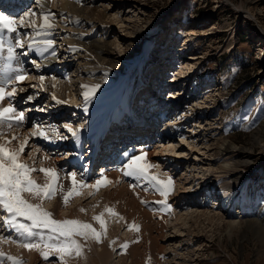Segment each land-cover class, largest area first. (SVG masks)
Wrapping results in <instances>:
<instances>
[{
	"label": "rangeland",
	"instance_id": "obj_1",
	"mask_svg": "<svg viewBox=\"0 0 264 264\" xmlns=\"http://www.w3.org/2000/svg\"><path fill=\"white\" fill-rule=\"evenodd\" d=\"M54 2H57L55 4L57 10L53 11L55 15L54 18L57 24H60L61 26L65 25L68 22L66 24L68 25L71 18L67 16L65 17L62 14L61 16H59L58 13L60 6L64 4L65 0H54ZM88 2L87 8H91L92 6L98 7V9L108 7L107 12H105V18H103V22L105 23L102 24L104 26V28L102 27V30L100 29L101 26L99 23L96 24L95 21L92 22V18L85 20L88 23L92 22L90 25L94 27L95 31L98 33V35L96 36L97 39H100V37H102V35L106 33V40L112 43L111 51L114 53V55H112L113 62L111 61V63L109 64V67L112 70L109 80H111L110 82H112L110 84L114 85L113 87H117V89L120 88L118 89V96L123 91V94L120 96L121 104L113 107L115 111L117 110L116 112L119 113L120 116L128 113V95L129 93L131 94L133 87L137 83L140 84L141 88L139 87L138 91H135L136 95L140 92H143L142 90L146 84L139 82L140 77L142 80L144 71H146L147 67L149 68L151 64L155 63L153 61V58L156 55H160L159 53L161 52V50L165 49V47L162 48L164 45L162 46L160 42H162L163 40V42L166 43L165 45L175 46L170 53H172V55H174L177 60H174L176 62L173 63V66L171 64V61L169 60L170 65H166L163 70L162 77L160 78L161 80H164V82H166L165 84H170L172 81V84H170L172 85L171 87H168L169 85H166L167 87L163 89L161 88L162 91L166 94V101L162 102L161 105L164 108L163 110H165L168 114V117L163 119L164 121L168 118H175L174 121L172 120L170 124L166 126L168 127L167 130L169 129L168 132L173 133V136L171 141L166 140L164 141L165 143L159 142L162 145L153 144V141H150L148 149H152L156 145L158 147V150H161L162 148V151H164H161V153L168 154V156L166 155L167 157H160L159 155L155 157L157 167H154L150 170V172H152V175L157 174L159 175L158 177L161 178L162 175H164L165 171H171L172 168H174V166L176 165V171H171L172 174L170 175L172 176V179L174 181H179V173H183V170H185V173L190 174L188 178L190 182L191 180H193L192 178H196V181H192L190 185H185V183H183L185 185L184 187H186V192H188V195L186 196L183 193H180L182 195L179 202L183 201L182 204H184V208L188 207L187 204H189L190 206L194 204L197 209V212L195 214L198 215V211H204L203 213L208 212L207 218L217 215V213H222L227 216L226 210L219 208L220 205L217 204L215 200L212 201L211 199L218 198L220 194L222 197L226 198L227 196H229V194L238 189L239 186H243L240 191V197L239 195H232V197L229 196L233 199L232 203L234 207L232 209V212L237 214L236 219H239L241 223L239 229L235 230L230 238L227 237L225 226L219 224L217 217H214V220H212L210 223L207 222L205 216H198V218H196V216H194L193 218L186 216V220L184 219L183 221L181 219L178 223L175 224L173 228L176 230V228L182 227L183 229L181 228V230L188 231L186 232L187 237L173 240L171 243L174 244V249H170L165 252L164 256H160L158 262H156L154 260L155 258H153L156 252L147 251L146 255L148 254V256L146 261L148 262V264H264V232L249 231L245 226L246 222L249 221V218L255 217L257 225L264 228V0H89ZM11 4L14 5L15 3ZM37 6L38 4L36 3H30L24 9V11L19 13V16H22L21 18H23L24 14H26L27 12V14L35 13L34 16L36 17V19H39V15L38 13H36L38 10ZM82 6L84 5L82 4ZM39 20V22L41 23V19ZM152 26H155V29H152ZM27 27L29 30L27 29ZM20 28H22L21 40L24 44H28L30 39L33 37L32 33L34 34L33 39H35V33L34 30H32L33 28H30L27 25ZM190 28L192 29L194 34L189 37H184L183 35H185V31L187 29L189 30ZM56 29L58 28L56 27ZM72 31L73 29H70V33H72ZM33 39H31V41H33ZM51 40H54L53 48H55V53L57 54H52L51 60L48 59L47 55V58L43 61V63H46L47 65H49V67L58 63V67H56L61 70V73L55 74V72H51V77H48L46 79L48 80V85H51L52 82L54 84H57V80L59 79L60 82L62 80V82L68 80V82L71 83L74 87L72 96L74 95L75 98L67 97L65 102L69 111L66 115V118H62L60 119L61 121L52 125V123H50L49 121L56 116V112H52V110H54L53 108L56 107L57 111L64 112V108L66 107L61 108V106H65V103H61L60 105L58 104L59 106L55 105L57 103H55L56 101L54 99L58 97L56 95L59 94V91H55V87L53 86L51 88L52 91H54L52 94L48 86L47 89L51 95L43 97L42 99L39 111H45L46 113L44 117L38 119V123H40L41 125L39 127L36 126L37 132H35V134L43 131L50 141H53V137L57 135V133H55L54 131H60V133H58V137L60 136V139H64V136H66L67 134L68 136H70L69 133L71 131L72 133L77 132L78 138L80 137V135H83V133H85V135H89L91 134V130L95 129L97 121L95 122V124V119L92 120V118L87 114L86 110L88 109L90 111L95 106H97L98 98L100 94L105 90H102L100 93L95 89L97 94H89L90 98L85 101V91L81 89L82 76H79V74L82 73V69L84 68L86 63V66L88 67L91 65L94 66L95 60L93 59L94 61H91L90 57H87V60L81 58L83 60H80V63L77 65V54L74 55V58L76 57L74 59L73 56H71L73 54H69L67 52H70V49L78 51L80 47L75 45H68L67 47V45H63V41H61L60 38L56 36L52 37ZM35 50L36 49H34L33 51ZM168 53V51L164 52L163 58L169 59L170 56H168ZM41 55V52H35L29 56L28 60L32 65L38 66L39 62L37 61V56L40 60ZM190 57L191 59H187ZM32 65H29V70H31L29 75L30 81L36 78V75L33 73V70H35L36 68H34V66ZM180 68H183L182 70L184 71V73L181 74L182 76L175 75V73L173 72L181 71ZM154 75L155 77L152 78L153 80H151V82H154L155 78L157 77V74ZM27 80L28 78L25 81ZM102 80L103 79L98 81L99 84L105 82L104 80ZM23 83L25 84L24 80L21 84ZM141 84L143 85L141 86ZM153 84H156V82H154ZM33 85H35L34 82L30 83L28 86ZM20 86L21 88L23 87V85ZM35 90L36 89H34V91ZM178 91L180 92V94L178 95V98L174 100V102H176V105L173 106L171 101L176 97V95L173 94H177L175 92ZM27 95L26 96L30 98H34L35 96H37L35 93H28ZM54 96V101H50V98L48 97ZM151 98V93H148V98L146 100L147 104L149 103V101H151ZM93 100L95 102H92ZM101 100L108 101L109 99L104 98ZM137 100H134L135 105ZM27 102H30L29 104L31 105V110L37 104L31 99L27 100ZM153 104L154 103H151V105ZM110 105L111 104H109V107L105 108V111L103 109L98 112L101 109L99 108L98 111L96 110V114L98 113V115H102L101 113L106 112L107 108L108 111H111L112 113V111L114 110L112 108L110 109ZM165 105H171L169 106V109L172 110L171 107H173V111L171 112L169 109H167L168 107L165 109ZM146 108L147 107L145 106V109ZM189 108L191 111L189 110ZM152 110H155L154 107L152 108ZM186 110H189L190 115H193L189 116L191 117V119L193 118L192 120H195L194 124H197L195 126H200L199 128L196 127L197 129H195L193 126L196 133L193 134L194 137L188 139L186 138L188 136V133H186L185 136L180 133L179 130L183 129L184 125L186 127H189V125L191 126V124H188L189 122L187 123L189 116L186 114ZM155 111H159L158 107ZM108 113L109 112H107V114ZM107 114L106 116H108ZM63 115L65 116V113H62L61 116L63 117ZM73 115L77 116L76 119L74 118V120H77L76 122H73ZM103 115H105V113ZM67 118H70L71 120H68ZM33 120L34 118L31 119V124L25 130H20L19 128L20 131H18L17 133L13 132L12 134L18 135L19 132L28 133V130L33 126ZM157 124L159 125L161 124V122L159 123L158 121ZM179 126H181V128H177ZM67 129H71V131H68ZM172 129H174L175 131L173 132ZM156 130L157 134L158 132H160V135L163 131V128L160 127ZM176 134L180 135L176 137ZM29 135L33 138L34 133L33 135H31V133H28V136ZM152 135L153 137L151 138V140L157 138L156 134ZM36 136L38 138H42L39 134H37ZM190 136H192V133ZM77 137H74V141L78 140ZM136 137V134L130 135V138ZM181 138H183V142L188 141L189 144H191L190 142L193 140L196 143L197 149H200L202 147L205 148V146L207 145L209 146V150L213 149V151H208L207 148H202L199 150V152L205 153L206 155H198V157L195 156L198 154L197 151L194 153L191 151L185 157V160H182L181 162H175L176 160L170 162L167 158L171 159L169 156H173L172 153L174 152H172V150H174L175 152L176 150L188 151L186 147L188 142L186 144H183ZM162 139L163 137L160 139V141H163ZM220 140L225 141V143L230 146H234V150L237 151H228L225 155L216 156L214 154L216 149L215 147L221 144ZM76 144L71 147L67 143V145L64 146V149L62 150H60V147H63L60 145L57 150L53 149V153H51L52 155H50L55 157L59 156L60 158H62L61 164L63 166L61 168H63L64 171L62 172L63 175H60L61 177H59L57 180L58 193L63 192L67 188V186H70L69 190L71 189L72 184L68 181L65 182V179L71 177L72 174H75L77 182H80L79 180H81L85 184H92L102 176L99 175L98 171L96 170L90 171L88 174V178L90 181L86 183L85 180L87 178V175L83 172V170L74 169L72 166L66 164L65 159L67 157H73V148L76 147ZM163 145H165V150L163 149ZM42 147H46V144H44ZM48 150L49 149H47V151ZM27 151V148H25V153L21 156L22 158L20 159V161L23 163H28L29 151ZM67 153L71 155L65 156ZM246 153L250 154V158L246 157ZM47 154L49 155V153ZM193 157H197L198 159H200V161L194 162ZM205 158L207 159L206 161ZM244 159H247V162L249 161V163H246L244 165L240 164L238 170L236 171H238V173H242L236 180L231 181L232 178L236 176L234 174L231 175L230 171L226 172L225 174L223 171H220L221 169H219L220 166L225 167L226 164L232 165L233 168L232 163H234L235 160L238 161ZM99 160L101 161V158L97 157L96 161ZM189 160H192V162ZM35 161L38 163L39 158ZM36 162L33 164L29 163V166L37 169L38 167L41 168L43 166L42 163V166H39V163L37 164ZM167 163L172 164L169 167V164L165 165ZM194 163H197V165ZM161 164L165 165L163 170L160 167ZM122 165L124 164H121L120 167H122ZM200 168H203L205 172L201 171ZM214 169H217V171H214ZM118 170L120 171L122 169ZM212 171L215 173H212ZM207 174H210L211 177H208ZM34 176H36L37 178L39 175L35 174ZM204 176H206L205 178L208 179L206 181H209L205 185L202 184V182L205 181ZM127 177L129 181L134 179V176ZM113 185L114 184H108L105 187H100L98 191L94 189H90L92 190L90 191L87 190L86 187H84V190H86L82 193L86 194V191H88L86 196L84 198H82L83 196L80 195L75 196V198H73L67 206L64 205L63 197L69 191H65V194L60 196H57L55 192L53 198L45 199L42 202L41 206L46 211L53 210L52 216L55 217L57 221H63L65 219H68L67 216L71 215V210L77 207L81 208V206L85 207L90 205L91 208L86 209V211L84 212H80L79 216L80 219L82 218L81 220L83 223H87L85 222L87 218H92L91 221H93L94 216L100 215L102 211L105 210V205L101 207V204H99L102 202V195L99 194H102V191L107 190L106 187L111 188L113 187ZM187 186H189V188ZM200 189H204L206 193H204L202 196H197L196 198L193 197L194 194L192 193H194L195 191L198 192ZM183 190L185 191V188H183L180 192H184ZM78 191L80 192V190ZM189 191L191 193H189ZM89 192L92 193V195H89ZM173 192L174 191L170 193V196L173 195ZM195 195H197V193H195ZM98 199H101V202H99ZM185 199L189 200L191 203H188V201H186ZM243 199H250V202L255 200L256 204L250 206L251 204L249 202L248 206L244 208L243 206L247 204L244 203ZM167 200V203L169 205H174L177 201L174 198L172 199V197H168ZM177 206L178 205H176L175 207ZM101 208L104 209L101 211ZM169 208L170 211H168ZM169 208L167 207L168 210L164 211L166 212L164 213V215L165 217L167 216L168 218H171V214L174 211V208L172 206H169ZM254 209L256 210V212L249 215V211ZM148 210L150 211L152 209L148 207ZM201 214L202 213H199V215ZM102 219L106 222L107 229L106 234L103 237V241L109 243L108 249H110L109 252H111V256H113L110 258L109 264H113L114 262L115 264H128L130 260L128 261L125 258L121 259L123 256H121L122 249L120 248L123 245L124 241L126 242L131 239V236L133 239L135 229L127 227V225L123 224L120 217H118L117 215L111 217L110 214L106 215L104 213ZM71 220L75 219L73 218ZM119 222L120 224H118ZM173 222L174 221L169 224L170 227L174 225L175 222ZM173 228L169 229L170 233H173L175 231ZM14 232V230L12 231V229L4 225V222L2 220V223H0V252H3L4 254L7 253L5 256H13L11 253L8 254L11 249L9 246H11V243L21 238H18ZM124 234L130 235L128 237V240L124 239ZM119 240H123V242L121 243ZM20 241H22V238L20 239ZM161 244L163 245V243ZM167 244L168 243L164 245ZM138 246L141 247L142 245L139 244ZM7 248L8 252H6ZM21 249L22 246L21 248H18V250ZM153 252H155L153 254L154 256L150 255V253ZM125 256L127 257V254H125ZM15 258L19 259L20 257L18 256ZM40 259L44 260L42 257ZM19 260H21L24 264H27V260L25 262L24 257H21ZM86 260L87 259H85V261ZM116 261L122 262L117 263ZM57 262V256L52 255L49 260H45L44 262L40 263L57 264ZM3 263L10 264L7 259H4Z\"/></svg>",
	"mask_w": 264,
	"mask_h": 264
},
{
	"label": "bare ground",
	"instance_id": "obj_2",
	"mask_svg": "<svg viewBox=\"0 0 264 264\" xmlns=\"http://www.w3.org/2000/svg\"><path fill=\"white\" fill-rule=\"evenodd\" d=\"M2 1L3 0H0V4L1 5H2V3H1ZM35 1H36L35 3L38 4V6H37L38 10L36 9L37 10L36 13H38V15H39L38 18L41 19V16L42 15L49 14L50 15V22L53 25L52 28L46 30L47 32L50 33V35L42 36V37H36L35 36V40H40V39L51 40L52 37H55L56 36V37L60 38V40L63 41V45H67V47H68V45H75V46L80 47V49L78 51H76V50L74 51L73 49L72 50L70 49L69 50L70 52H67L69 54L72 53L73 55H71V56H73V58H74V55L77 54V58H78L77 59V65L80 63V60H83V59L85 60L87 57H90L91 58V61H94L95 60V65L94 66L91 65V66L88 67V66H86L87 65V63H86L85 66H84V68L82 67L83 68L82 69V73L83 72L84 73L83 74L80 73L79 76H82L81 77L82 78L81 79V83H82V86H81L82 88L81 89H83L85 91V93L88 92L89 94H91V93H96L97 94L96 91H98V92L101 93L102 90H105V91H103L100 94V96L98 98V104H97V106H95L90 111L88 109L86 110L87 111V114L92 118V120L95 119L94 123L97 121V125H96L95 129H92L91 130V134H89L90 137L87 140L88 143H89V146L90 145H93V149H96L95 148V142L102 137V134L105 132V130L107 129V127L110 124L109 123L110 122L109 117L112 116V115H114V114L120 115L119 113L116 112L117 110L115 111L113 109V107L116 106V105H118V104H121L120 103L121 102L120 96L123 94V91H122V93L118 96V94H119L118 89H120V88L117 89V87H113L114 85H111L110 83H112V82H110L111 80H109L110 74L112 73V70L109 67V64L113 60L112 59V55H114V53L111 51V44L112 43L106 40L107 39V34L106 33H104L103 35L101 34L102 37H100V39L99 38L97 39L96 36L98 35V33L95 31V28L90 25L93 21H95L96 24H98V23L100 24V26H101L100 29L102 30V27L104 28V26L102 24L105 23V22H103V18H105V12H107L108 7H106V8H103L102 7L103 9H101V8L98 9V7H94V6H92L91 8H87V4L89 3L88 2L89 0H65L64 4L62 6L59 5L60 6V9H59L60 11L58 10V13H59V16H61V14H62L65 17L66 16L67 17H70L71 20H69L70 23L68 25H66L68 23L67 22L65 25H61L60 26V24H57V22H56V20L54 18L55 15L53 13V11L57 10L56 9V5H55L57 2H54V0H35ZM102 1H104V0H102ZM113 1H116V0H113ZM8 3H10L11 6L13 5V4H11V0H8ZM14 3H16L17 6L23 7L26 2H25V0H21L20 2H18V0H16V2H14ZM82 4L84 6H82ZM11 10L14 11V8L11 9ZM1 11H3V10H1ZM36 16H37V14H36ZM90 18H92V22L91 21H90L91 23L86 22L85 19H90ZM23 19L25 20V25H28L31 20H35L36 21V27L37 28L39 27V24H40L39 21L40 20L39 19H36L35 16H31V15L26 16L24 14ZM20 20H21V18H20ZM64 21H66V20H64ZM106 25H107V23H106ZM56 27L58 29H56ZM30 28H32V27H30ZM153 28L155 29V26H152V29ZM27 29H28V27H27ZM70 29H73L72 33H70ZM193 34H194V32L190 28L189 30L187 29L185 31V35H183V36L184 37H189V36H191ZM13 36H15V34H13ZM32 36L33 37L31 39L34 38V34L33 33H32ZM32 42L33 41H31L30 43H32ZM160 43H161L162 46L164 45L162 48L165 47V49L161 50V52L159 53L160 55H156L154 58L152 57L153 58V61L155 63L154 64H151L149 66V68L147 67L146 71H144V76H143L142 80H141V77H140V81H139V82H142V83L146 84L143 89H145V87H146L147 90H148V93H151L152 94V96H153V98H151L152 101H149L148 104L146 103V100L148 98V95L147 94H145V96L147 98L145 97L146 99L141 100V97L143 96L144 92H141V95H139V94L136 95L135 91L136 90L138 91V89L140 87V84L139 83H137L133 87V90L131 91V94L129 93V95H128L129 98L127 99L128 100L127 105L129 106V108H128V112H129L128 113V116L129 117H128L127 121H129L131 123V126H130L131 129H130V131L127 132V131H124V128L123 127L121 128V127L112 126L109 130H107L108 131V134H106V136H110V135H112V136H110L108 139H105L104 140L105 142H103V145H102V147H100V149H102L104 151H107V150H110L111 151L112 150V154L109 153V152H106V154H108V155H105L102 160L104 161L105 159H108V160L105 161L107 167L106 168H103V169H100L101 167L100 168L97 167V168H99V170L106 171L108 169H112L113 168L112 164H110L109 162L111 161L113 155L116 152L118 153L119 151L126 150V147H125L124 144H128V142H130L133 139V138H130V135L129 134L140 135V138L141 139L142 138H145L144 141H149V139H151L153 137L152 134H156L157 135V132H156L157 130H156V128H153V124L154 123H157L158 121H159V123L161 122V124H159V125H160V127L163 128V131H162L163 133L161 132V134H160L161 138L163 137V139H162L163 141H158L157 144H161L159 142H164L166 140L171 141V139H172L173 133H169L168 132L169 129L167 130L168 127H166V126L168 124H170V122L172 120L174 121L175 118H173V119L172 118H168L165 121L163 120L164 118L168 117L167 116L168 115L167 112L165 110H163L164 108L161 105L162 102L166 101V98H165V95L166 94L164 93V94H161V95L155 97V94L152 92V90H150L151 89V87H150L151 84H152V86L154 85L157 90H159V87H160V92H162V89L165 88V87H167L168 85H169L168 87H171L172 86V85H170V84H172V81H171V83L169 82L170 84H168V83L165 84L166 82H164V80H161L160 78L162 77V73H163V70L166 67V65L169 64L170 61H171V64L173 66V63L176 62L174 60H177V58L174 55H172V53H170L171 50L174 49L175 46H173V45H165L166 43L163 42V40ZM33 50L32 51H29V53L31 54L33 52ZM39 50L40 51H44V46L43 45H39ZM46 51L49 52L48 53V59H50V60H51V55L53 54V52H54L53 55L57 54V53H55V48H53V46H52V48L47 49ZM79 51H82V52H79ZM166 51L169 52L168 53V56H170L169 59L163 58V53L166 52ZM81 53H83L84 55L81 54ZM23 56H24V54H22L21 57H23ZM40 58L41 59L39 60V58L37 57V61L39 62V64H38V67H36V69L33 70V73L36 75V78L34 80H31V81H28V82L25 81L26 79H24L25 84L24 83L21 84L22 82H19L18 84L14 85L17 88V92H16L15 96L13 98H11L10 101L6 99L5 101L0 102V108H4V107H9V104H11V106H12V104L14 103V101L16 99H18V98L21 99L22 98V103L23 102L26 103V104L25 103H23V104L21 103V105H20V107H24V108L26 107L25 108V114H24L25 120H27L29 116L31 118L32 117L34 118V120L32 121L33 126L31 127V129L28 130V133L29 134L31 133V135H33V133L37 132L36 126L39 127L41 125L40 123H38V119L44 117V115L46 113L45 111L40 112L39 111V107H40V104L42 102L43 97H47V96H50L51 95L49 93L48 89H47L48 86H49V90H50V92L52 94L54 92L51 89L53 86L55 87L54 88L55 91H59V94L56 95V96H58L57 98H55V96L54 97H48V98H50V101L53 100V98H55L54 99L56 101L55 103H57L55 105H58V104L60 105L61 103L62 104L65 103V106L63 105V106H61V108L66 107V108H64V112L63 111H57L56 110L57 109L56 107L53 108L54 110H52V112H56L55 113L56 116H55V118H53L54 120L51 119L49 121L50 123H52V125H54V124L58 123L59 121H61L60 119L66 118V115L68 114V111L69 110H68V107L66 105L65 100L67 99V97L68 98H70V97L73 98L74 97V95L72 96V94L74 92L73 91L74 87H73V85L71 83L68 82V80H65V82H62L63 81L62 80L60 82V79H59V80H57V84H54L51 81L52 84L51 85H48V80H46V79L48 77H51L50 76L51 72H55V74L58 73V70L56 72V68H55L56 66L58 67V65H57L58 63L55 62L56 64H54L51 67H49L46 63H43V61L47 58V55H41ZM81 58H83V59H81ZM187 59H191V57L190 58H187ZM165 60L166 61L168 60V61L166 62ZM50 64H52V63H50ZM39 65H40V67H39ZM52 67H54V70L55 71L50 70ZM182 69L180 68L181 71L173 72V73H175V75H177V76H180L181 74L184 73V71ZM150 72H151V74H150ZM64 73H62V74H64ZM59 74H60V72H59ZM154 74H157V77L155 78V81H154V82H156V84H153L154 82H151V80H153L152 78L155 77ZM166 76H167V74H166ZM40 77H44V80L42 82L40 80ZM101 79H103L105 82L102 83V84H99L98 81H100ZM32 82H34L35 85L28 86ZM162 84L164 86H162ZM20 85H23V87L21 88ZM155 88H152V89H155ZM34 89H36V90L34 91ZM91 89H96V91L92 92ZM25 93H26V95L28 93H32V94L35 93L37 96H35L34 98H30V97H27L28 96L27 95L23 99ZM175 93H177V94H173V95H176V97L173 98V100L171 101V103H172L173 106L176 105V102H174V100L176 98H178V95L180 94V92L178 91V92H175ZM135 97H136V99H135ZM104 98H108L109 100L108 101L105 100L106 101V103H105L104 100H101V99H104ZM29 99H31L32 101L36 102L37 103L36 106H39V107H36V106L33 107L32 106L33 108L31 110L30 109L31 105L29 104L30 102H26ZM134 100H137L136 105L134 104ZM154 100H156V101L153 102ZM57 101H60V102H57ZM92 102H95V101L93 100ZM151 103H154V104L151 105ZM109 104H111L110 105V109L112 108L114 110V111H112V113H111V111H108V108H107V112H109L108 114H107V112H102L101 113L102 115H98V113L96 114V110L98 111L99 108H101L98 112H100L103 109L105 111V108L106 107H109ZM139 104H140V106H139ZM87 105H88V103H87ZM156 105H157V107L159 109L158 112L155 111L156 108H155V110H149L152 107H155ZM132 106H133V108H132ZM145 106L147 107L146 108L147 110L145 109ZM169 106H171V105H165V109L167 107H168L167 109H169ZM171 108H172V110H170V109L169 110L172 112L173 111V107H171ZM42 110H45V109H42ZM76 110H77V108H76ZM189 110H190V108H189ZM189 110L188 111L186 110L187 111L186 114L188 116L190 115V111H191V110L190 111ZM61 112L62 113H65V116L63 115V117H62L61 116L62 115ZM104 113H105V115H103ZM18 114H19V112H18ZM106 114L108 116H106ZM136 116H141V118L143 116H146V118L139 119ZM190 116H193V115H190ZM190 116H189V118L191 119ZM76 117H77L76 115H73V117H72L73 118V122L74 121L75 122L77 121V120H74V118L76 119ZM189 118H188L189 121L187 120V123L189 122L188 124H191V126L189 125V127H186L184 125V128L183 129H179L180 130V133H182L185 136H186V133H188V136L186 137L187 139L188 138H191V137H194L193 134L196 133L195 129H197V128L200 127L199 125L198 126H195L197 124H194V121L195 120H192L193 118L191 120ZM140 120H143L146 123L144 124V127H143L142 131H140L139 133H137L138 130H139V128H138L139 127L138 126L139 125V122L138 121H140ZM122 123L123 122H120L119 121L116 126H119ZM21 125H22V123L17 124V126H19V127ZM193 126H194L195 129L193 128ZM7 127L8 126L6 125L3 128H0V131H3L5 133V138L11 139L12 136H16L18 138L17 140L12 141V143L10 145H8V147L10 149L11 148L18 147L19 143L22 142L25 137L28 138V143H27V145H26L25 148H27V150L29 151V154H28L29 156H28V163H26V164H28V165H30L29 163L33 164V163L36 162L35 160H37L39 158V161H38L39 166L40 165L42 166V164H43L42 167H44V168H53V169H55L57 171V173H58V178L61 177L60 175H63L62 172L64 171V169L61 168L63 166L61 164L62 158H60L58 155L57 156L59 158L58 157H55V156H50V155H52L51 153H53V149H56L57 150L60 145L63 148H64V146L67 145V143H68V145L73 146L74 143H71L70 142V141H74L73 135L71 136L72 131L69 133L70 136H68V134H67L66 136H64V139H60L59 138L60 136L58 137V135H59L58 133H60V131H54L55 133H57V135H55V137H53L54 138L53 141L52 140L50 141L47 136H46L47 138H45V137L38 138L36 136L38 133L34 134L33 135V138L30 137V135L28 136V133H25V132H23V133L22 132L21 133L19 132L20 134L18 133V135L17 134H12L13 132L17 133L20 130L17 129V128L16 129L15 128H12V127L8 129ZM58 128H59V126H58ZM177 128H181V126H179ZM172 130H173V132L175 131L174 129H172ZM191 133H192V136H190ZM162 134H164V135H162ZM83 135L85 136V133H83ZM178 135H180V134H178ZM178 135L176 134V137ZM86 136H88V135H86ZM106 136H105V138H106ZM80 137L77 140L78 142L83 139V138H80ZM181 137H182V135H181ZM181 140H182V142L184 141L183 138H181ZM115 142H118L117 144H119L121 147L120 148L119 147L117 148L116 147L117 144H115ZM187 142L185 141V142H183V144L184 143L186 144ZM42 143L46 144V147H42L41 146ZM171 143H173V142H171ZM190 143L191 144H189V142H188V144L186 146L187 149H188V151H186V150L185 151L187 153L184 150L183 151L176 150V152L174 150H172V152H174V153H172L173 156H169L171 159H169V158H167V159L170 162L175 161V160H176L175 162H181L182 160H185V157L191 151L193 153L197 151L198 154L195 155V156H198V155L200 156V155H204L205 154V153L199 152V150L202 149V148L203 149H206L207 148L208 151H213V149L209 150V146H207V145H206L207 147L205 146V148L202 147L200 149H197L196 143L193 140ZM220 143H221L220 145H218L217 147H215L216 149H215V153L214 154L216 156L225 155V154H227L228 151H235V152L237 151V150H234L235 149L234 146L228 145L227 143H225V141H221L220 140ZM165 145H163V149L164 150H165ZM171 146H173V145H171ZM63 148L60 147V150L63 149ZM157 148L158 147L155 145L152 149H146V150L145 149H142V150H140V152L139 151L136 152V156L137 155H141L143 153H146L147 154V161L149 163L153 164V165H156L157 163L155 161L156 160L155 157L157 155H159L160 157L161 156H166V155L168 156V154L161 153L162 148H161V150H158ZM47 149H49V150L47 151ZM93 149L90 148V151L89 152H91V153L93 152V154L96 155V150H93ZM136 149H139V147L137 146ZM77 150L79 151L78 146H77ZM170 151H171V149H170ZM162 152H164V151H162ZM183 152H185V153H183ZM47 153H49V155ZM97 154H99V153H97ZM246 154L248 155V156L246 155V157L247 158H250V154L249 153H246ZM68 155L70 156L71 154H68L67 153L65 156H68ZM216 156H213V157H216ZM45 157H47V159H45ZM21 158L22 157H20V159ZM66 160L68 162L72 161L70 158H68ZM126 160H127V158L122 159V161H124V165H122V167L120 168L122 170H120V171L119 170H116V171H111L109 173H104L105 175L101 174L104 177H107V179L112 182V183H110V185H112V184H114V185L111 188L110 187H106L107 190H104V191L101 192L102 194H99V195H102V202H101V199L100 200L98 199V200H99V202H101V203H99V204H101L100 205L101 207H103V205H105V208L107 207V208L113 209L114 213L118 217H120V219L122 218L121 221L123 222V224L127 225V227H130V226H133V225L139 227V231H136V230L134 231L135 234L133 235V239H132V236H131V239L129 241H126V242L124 241L125 243L123 242V240H119L121 243L123 242V245L124 244H127L128 245V247L126 249H124L122 247L120 248V249H122L121 256H123L121 259L125 258L128 261L130 260L128 264H144V263L145 264H148V262L146 261L147 260V256H148V254L146 255V252L147 251H151V252L152 251H155L156 252V254H155L156 257L153 255L155 252L150 253V255L154 256L153 257V258H155L154 260L156 262H158L160 256H164L165 252H167L170 249L173 250L174 247H175L174 244L171 243L173 240L187 237V233L186 232H188V231L181 230L182 227L181 228L180 227L179 228H176L178 226L177 225L175 227L176 230L173 228L175 226V224L178 223L181 219L183 221H184V219L186 220L187 219L186 216H189V217H192V218L194 216H196V218H198V216L199 217L200 216H205V219L207 220V222H210V223H211L212 220H214V217H217V219L219 221V224L220 225L222 224V226H225V228H226V231L225 232H226L228 238L231 237V235L233 234V232L235 230L239 229V226L241 225V223H240L239 219H236L237 214L234 213V212H232V209L234 207V205L232 203L233 202V199L230 198L229 196L232 197V195H234V196L239 195V197H240V194H241L240 191H241V189L243 187L242 185L239 186L238 189H236L233 193L229 194V196H227L228 198L227 197L226 198L225 197H222L221 194H220V196L218 198L211 199L212 201L215 200V202L220 205L219 208L226 210L227 216H225L222 213H217V215H214V216H211V217H208L207 218V216H208L207 213L208 212L203 213L204 211L203 212L202 211H198L199 213H202V214L199 215V213H198V215H197V214H195L197 212L196 211L197 209H196V206L194 204H192L191 206L189 204H187L188 207L187 208L186 207L184 208V204H182L183 201L179 202L181 200L180 197L182 195L180 193H183L186 196L188 195L187 194L188 192H186V187H184V186L185 185H190V183H192V181L193 182L196 181L195 180L196 178L195 179L192 178L193 180H191V182H190V180H188L190 174L189 173H185V170L182 169L183 170L182 171L183 173H179V177H178L179 178L178 179L179 181L178 182L174 181L172 179V176H170L172 174L171 171L172 172L173 171H176V169H177V166L176 165H175L176 168L173 165L174 168H172L171 171H169V172L165 171L164 172V175H162V177L160 179L161 180L162 179L163 180H167L170 177L172 179V181H173V186H172L171 192L174 191L172 196H170V194H169L165 198V197L161 196L159 193H157L153 189L152 185L148 181H145L143 179H138L136 177H134V179H132V180L129 181L128 180V177L125 176V175H123V172L126 170L124 166L128 162V160L127 161ZM206 160L207 159L205 158V161ZM41 161H43L42 164H41ZM80 161H81V159H80ZM189 161L192 162V160H189ZM193 161L194 162H197V161H200V159H198L197 157H193ZM246 163H249V161L247 162V159L238 160V161L235 160L234 163H232L233 164V168H232V165L226 164L225 167L220 166L219 169H221L220 171H223L225 174L228 171L231 172V175L234 174L236 177L232 178L231 181H233V180H236L238 178V176L242 173V172H239L238 173V171H236V170H238L240 164L241 165H244ZM171 164L172 163H167L165 165H168L170 167ZM194 164L197 165V163H194ZM165 165H163V164L160 165V167H161L162 170L165 167ZM38 169H39V167H38ZM200 169H201V171H204L205 172V170L203 168H200ZM214 171H217V169H214ZM261 172H262V170H261ZM212 173H215V172L212 171ZM35 174H37L39 176L36 178V176H34ZM149 174L152 175V172L149 171ZM207 175H208V177L210 176V174H207ZM206 176H204V180L205 181L202 182L203 185H205L207 182H209V181H206V180H208V179L205 178ZM260 176H262V175H260ZM263 176H264V174H263ZM32 177H33V179L35 178L34 180L38 184H40L42 186L44 184L50 182V178L49 177H45L43 175V173H40L39 171L32 173ZM181 178H183V179H181ZM67 181L71 183V177H68L67 179H65V182H67ZM79 181H81V180H79ZM199 181H200V179H199ZM95 182L92 183V184H95ZM86 183H88V181H86ZM183 183H185V185ZM174 185H175V187H174ZM187 187L189 188V186H187ZM69 188H70V186H67V188L63 192L58 193V185H57L56 186V189H55L56 195L57 196L64 195L65 194V191L66 192L69 191ZM173 188H174V190H173ZM183 188H185V191L183 190L184 192H180ZM86 189L87 190H90L91 188H87L86 187ZM78 190H80V196H83L82 198H84L86 196V194L88 193V191H86V194H83L82 193L83 191L85 192L84 188H78L77 191ZM187 190H189V189H187ZM90 191H92V190H90ZM189 193H191V192L189 191ZM195 193H197V195H195ZM204 193H206L205 190L204 189H200L198 192L195 191L192 194H194L193 197L196 198L197 196H202ZM75 196H77V195H74V196L70 197L67 205L70 203V201H72L73 198H75ZM168 197H170V198L172 197V199L174 198L175 200H177L176 203L174 205H169L167 203L168 200H169V199L167 200ZM24 198L27 199L31 203H40V200H38V199H35L34 200L27 193L24 194ZM165 200H167L166 203H161V201H165ZM185 200L188 201V203H191L189 200H187V199H185ZM243 200H244V203L247 204V205H244L243 206L245 208L246 206H248V203L250 202V199H243ZM142 201H143V203H142ZM250 204H251L250 206L255 205L256 204L255 200L251 201ZM176 205H178L179 207L178 206L175 207ZM169 206H172L174 208V211L171 214V218L173 216V218L175 217L174 219L173 218L172 219L171 218H168L167 216L165 217V215H164V213H166L164 211L168 210L167 207L169 208ZM148 207H150V209H152V210L149 211L148 210ZM193 207H194V209H193ZM81 208H83L86 211V209H90L91 207L89 205V206H85V207H82L81 206ZM81 208H78L77 207V208L71 210V213L69 212L71 215L68 213L70 216H67L65 214L68 217V219H65V220H69V219L71 220V219L74 218L75 220H78V221H81L82 222V220H81L82 218L81 219L79 218L80 212H81L80 211ZM103 209L101 208L100 210L102 211ZM168 211H170V208H169ZM47 212H50L53 215V213H52L53 210L52 211H48L47 210ZM103 212L106 215L107 214L109 215V213L106 212L105 210H103L102 213ZM254 212H256L255 209L254 210H250L249 211V215L251 213H254ZM60 214H63V213H60ZM4 215H6V214L0 213V217H2ZM116 215H111V217L112 216H116ZM51 218L54 219V220H56L55 217H53V216ZM56 218H59V217H56ZM253 218H255V217H253ZM253 218L251 217V218L248 219L249 221H247L246 224H245L246 228L249 231H257V232L263 231L264 232V230H263L264 228L261 227V226H258L257 225V222L255 221L256 218L255 219H253ZM91 219L92 218H87V220L85 219L86 220L85 222H87L89 224H92V226L94 228H96L97 231H100L99 224H97L94 220L91 221ZM152 219H154V220H152ZM189 219H191V218H189ZM2 220L3 219H0L1 222H2ZM172 221H174L175 223L173 222L174 225L172 227H170L169 224H171ZM19 222H21V223H27V222H23L22 221V218L19 220ZM118 224H120V222ZM171 228H173L175 230L173 233H170V231H169V229H171ZM128 230H130V229H128ZM12 231H13V229H12ZM14 233L16 234V232H14ZM15 234H14V236H15ZM129 236L130 235H127V234H124L123 235L124 239H126V240L129 239L128 238ZM103 237H102L101 243H99V244H97L96 242H94L91 239L88 240L87 242H85L80 237H74V239H76L78 243H80L81 245H83V252H82V255L80 257H74V256L73 257H70V258L69 257H66V264H109L110 263L109 260L113 256H111V252H109L110 249H108L109 243L106 242V241H103ZM20 239L19 240L17 239V241H19V243L21 245L23 239H22V241H20ZM159 239H161V240H159ZM138 243L140 245H142V246L139 247L138 246L139 245ZM158 243H160V244H158ZM161 243H163V245ZM166 243H168V244L167 245H164ZM170 244H172V245H170ZM9 247L11 248L9 252H8V248H7V251L5 250L6 252H8V254L11 253L14 257H18V256L20 258L21 257H24L25 258V262L27 260V264H43V263H40V262H44L45 261V260H41L40 259L41 258V255H40V252L37 251V250L29 251V250L25 249L24 247H22L21 250H18V248L19 247L21 248V246H18V243L16 241H14L13 243H11V246H9ZM6 254L7 253H5V255ZM125 254H127V257L125 256ZM53 255H55V254H53ZM5 257H7V256H5ZM85 259H87V260L85 261ZM120 262H122V261H119L117 263H120ZM3 264H5V263H3ZM57 264H59V262H57ZM113 264H115V262Z\"/></svg>",
	"mask_w": 264,
	"mask_h": 264
},
{
	"label": "snow or ice",
	"instance_id": "obj_3",
	"mask_svg": "<svg viewBox=\"0 0 264 264\" xmlns=\"http://www.w3.org/2000/svg\"><path fill=\"white\" fill-rule=\"evenodd\" d=\"M25 15L34 16L35 13H26ZM41 21L38 28L36 27L35 20H31L27 25L33 28L36 37L50 35L46 30L53 27L49 14L42 15ZM22 26H25L23 18L17 22L5 15H0V52L5 50V45L7 44L8 55L6 59L8 61L15 58L16 53L14 48L22 49L24 47V43L20 39V33L18 32V28ZM13 34H15L14 37ZM11 38L15 39L14 47L10 42ZM39 45H43L44 50H47L52 48L53 41L34 39L28 47L29 50H33L35 47L39 51ZM0 71L3 72V78L0 79V102L6 99L10 101L17 92V88L14 85L22 82L26 77L20 73L18 68H12L11 64H6ZM40 80L42 82L44 77H40ZM91 91L94 92L95 89H91ZM89 98V93L86 92L84 94L85 101ZM14 112L15 110L11 104H9V107L0 108V128H3L5 125L11 128L13 123L19 124L23 122L24 114L21 112L14 115ZM38 134L41 137L47 138L43 131H40ZM72 135L73 137H77V132H73ZM17 139L16 136H12L11 139L5 138V133L0 131V213L6 214L0 217V219H3L4 224L13 229L17 236L23 239L22 245H20L19 241H16L18 246H22L29 251H39L44 260H49L50 256L55 254L59 264H66V257H80L83 252V245L78 243L74 237H80L85 242L91 239L97 244L101 243L102 237L106 234L107 230L106 222L102 219L103 213L93 217V220L99 224L100 231H97L92 224L83 223L78 220L57 221L52 219V214L45 211L41 204L45 199H52L55 195L58 173L53 168L41 167L36 169L21 162L20 157L25 152L28 138L25 137L18 147L10 149L8 145ZM124 167L126 170L123 172V175L134 176L148 181L153 189L165 198L170 194L173 186L172 179L169 177L167 180H161L158 175H150V169L157 166L147 161L146 153L131 157ZM37 171L43 173L45 177H49L50 182L43 186L38 184L32 178V173ZM71 183V189L63 197L65 206L70 197L80 195V192L77 191L78 188L87 187L98 191L100 187H105L112 182L102 175L95 184H85L83 181L77 182L75 174H72ZM25 193L29 194L34 200H40L41 203L29 202L24 198ZM89 195H92V193H89ZM161 203H166V200L161 201ZM80 211L84 212L85 210L81 208ZM105 211L110 215H116L111 208L106 207ZM21 218L23 221H27V223L19 222ZM130 228L139 231L138 226L133 225ZM121 247L126 249L128 245L124 244ZM4 259H7L10 264H23L21 260L12 256L5 257V254L0 252V264H3Z\"/></svg>",
	"mask_w": 264,
	"mask_h": 264
}]
</instances>
